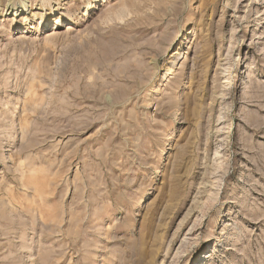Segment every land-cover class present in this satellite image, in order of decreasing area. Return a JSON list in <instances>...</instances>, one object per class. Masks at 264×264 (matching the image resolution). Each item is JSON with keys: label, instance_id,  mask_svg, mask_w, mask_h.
Segmentation results:
<instances>
[{"label": "rangeland", "instance_id": "1", "mask_svg": "<svg viewBox=\"0 0 264 264\" xmlns=\"http://www.w3.org/2000/svg\"><path fill=\"white\" fill-rule=\"evenodd\" d=\"M0 264H264V0H0Z\"/></svg>", "mask_w": 264, "mask_h": 264}, {"label": "bare ground", "instance_id": "2", "mask_svg": "<svg viewBox=\"0 0 264 264\" xmlns=\"http://www.w3.org/2000/svg\"><path fill=\"white\" fill-rule=\"evenodd\" d=\"M23 12H24V9H22L21 11L12 12L11 14L14 15V17H18L19 18V17L24 15ZM45 17H46L47 20L52 18V14H51L49 9L46 11ZM70 29H71V27H69V25H68L67 26V31H69ZM147 255H148L147 252H145V251L141 252V260L144 261L147 258ZM151 256L153 257V254H151Z\"/></svg>", "mask_w": 264, "mask_h": 264}]
</instances>
